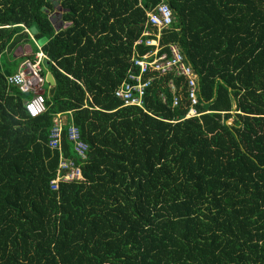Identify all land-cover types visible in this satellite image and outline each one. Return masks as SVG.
<instances>
[{"label":"trees","instance_id":"16d2710c","mask_svg":"<svg viewBox=\"0 0 264 264\" xmlns=\"http://www.w3.org/2000/svg\"><path fill=\"white\" fill-rule=\"evenodd\" d=\"M162 1L159 43L197 74L199 116L174 72L147 74L143 108L114 96ZM23 40L55 90L31 118L0 70V264H264V0H0V55ZM66 112L85 161L66 128L48 146ZM60 156L83 180L52 189Z\"/></svg>","mask_w":264,"mask_h":264},{"label":"built area","instance_id":"2783aa9c","mask_svg":"<svg viewBox=\"0 0 264 264\" xmlns=\"http://www.w3.org/2000/svg\"><path fill=\"white\" fill-rule=\"evenodd\" d=\"M146 17L147 24L154 26L156 33L151 37L150 31L145 29L134 44L135 46L144 44L151 47V49L142 55L136 53L132 57L131 68L127 72L126 78L114 90L115 98L122 102V106L143 108L144 96L153 80L152 77H146L147 74L149 72H159L161 74L174 72L177 76L187 78L190 106L185 118L199 116L196 110V105L199 102V79L197 74L177 45H168L169 52H165L159 43L161 31L173 22L171 8L162 1L152 10L147 11ZM45 60H47L46 55L39 50L32 58H25L18 71L6 76V83L9 87L17 88L23 95H30V98L24 102V108L31 118L38 117L46 111L43 88L46 82L45 76L42 74ZM170 88L173 95L171 105L176 107L179 103V98L174 95L176 88L173 84H170ZM65 125H68L67 136L72 143L74 152L80 161H85L89 150L87 143L81 139L80 132L71 122V118L64 123L60 114H57L54 118V125L49 133V148L61 152L62 132ZM73 163V161L60 156L56 177L50 184L52 189H57L58 183L61 181L83 180L80 166H75Z\"/></svg>","mask_w":264,"mask_h":264},{"label":"rangeland","instance_id":"374dc122","mask_svg":"<svg viewBox=\"0 0 264 264\" xmlns=\"http://www.w3.org/2000/svg\"><path fill=\"white\" fill-rule=\"evenodd\" d=\"M30 47H29V46ZM17 53H25L27 56L31 55L34 51L33 45L31 43H26L24 40L20 43L19 46L15 49ZM14 51H4L0 55V70L4 76L12 75L15 69V63L18 61L19 58H14L13 56ZM12 73V74H11ZM44 89L48 88L46 84H44Z\"/></svg>","mask_w":264,"mask_h":264},{"label":"crops","instance_id":"0c3cea01","mask_svg":"<svg viewBox=\"0 0 264 264\" xmlns=\"http://www.w3.org/2000/svg\"><path fill=\"white\" fill-rule=\"evenodd\" d=\"M135 43V42H134ZM133 43V50H132V54H131V58H130V67H131V59H132V57H134L135 55H136V53H138V51L135 49V44ZM29 46V45H28ZM30 47V46H29ZM17 48V47H16ZM15 48V49H16ZM13 50L14 51V54H13V56H14V58H21V61L18 63V67H17V69L13 72V73H15L16 71H18V69H19V66H20V64L22 63V61L25 59V56H27L25 53H17L16 52V50ZM168 49V48H167ZM166 52V51H165ZM146 53V52H145ZM32 54V53H31ZM139 54V53H138ZM23 59V60H22ZM48 73V72H47ZM46 75V74H45ZM46 82V81H45ZM47 84V83H46ZM121 84V83H120ZM47 86H48V84H47ZM118 87V86H117ZM48 88H49V86H48ZM26 97L28 96V95H25ZM29 97H30V95H29ZM57 114H60L61 115V118H62V120H63V122L65 123L66 121H68L69 120V118H71V113L70 112H66V113H57ZM56 114V115H57ZM56 115L53 117V125H54V118H56ZM71 122H72V119H71ZM74 125V124H73ZM67 126L68 125H65L64 127H63V129L64 128H66V130H67ZM53 127V126H52Z\"/></svg>","mask_w":264,"mask_h":264},{"label":"water","instance_id":"95a60500","mask_svg":"<svg viewBox=\"0 0 264 264\" xmlns=\"http://www.w3.org/2000/svg\"><path fill=\"white\" fill-rule=\"evenodd\" d=\"M57 29V28H56ZM45 41V39L40 40V42ZM45 81L48 84V95L52 96L55 90V80L50 72L46 73L45 75Z\"/></svg>","mask_w":264,"mask_h":264}]
</instances>
